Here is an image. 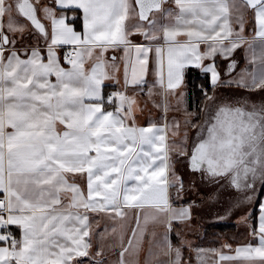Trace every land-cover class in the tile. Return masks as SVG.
Listing matches in <instances>:
<instances>
[{"label":"snow or ice","instance_id":"snow-or-ice-1","mask_svg":"<svg viewBox=\"0 0 264 264\" xmlns=\"http://www.w3.org/2000/svg\"><path fill=\"white\" fill-rule=\"evenodd\" d=\"M172 2L174 9L164 7L168 0H134L135 15L146 23L129 25L133 8L129 0H54L59 15L56 7L40 0H0V229L5 230L0 231V243L7 245L0 246V264H83L77 258L89 256L88 211L122 217L123 209L139 210L149 204L160 213L171 211L172 219L188 217V209L172 210L168 203L164 129L126 124L125 119H133L131 102L125 109L126 97L121 93L115 94L120 99L115 112L104 108L101 83L105 74L100 57L109 47L124 46L127 50L133 31L148 41H163L167 87L174 89L187 64L195 62L199 67L201 43L207 44L205 55L209 56L239 47L244 40L239 34L229 41L230 47L222 41L233 35L234 17L240 32L244 31L243 10L247 8L253 10L260 49L258 70L249 73L251 87L264 89V0ZM78 10L82 12L83 32L74 27ZM40 12L52 25L47 63L37 48L31 49L29 58L22 59L14 47V35H10L25 32L27 26L17 19L21 16L48 38ZM180 36L185 41L178 40ZM63 45L79 49L75 56H64L70 68L61 67L53 47ZM135 48L131 82L139 84L147 72V54L153 48ZM96 50L97 60L89 73L84 57H91ZM164 51V47H155L161 84ZM204 70L212 74L215 84V69L208 66ZM128 74L126 66V83ZM52 75L55 83L50 82ZM237 104H225L216 110L207 124L206 136H198L193 146L190 165L213 177L230 175L232 185L240 190L254 187L258 178L264 182V103ZM57 124L64 126L62 131L57 130ZM6 128L12 131L6 132ZM68 174H86V194L69 181ZM257 213L256 223L250 228L258 237V245L239 246L234 249L235 255H221V260L264 264V201L257 205ZM249 215L242 219L247 222ZM8 225H18L22 239L12 237L6 230ZM133 239L135 230L128 247L120 253V264H124V253L133 247ZM164 241V255H169L173 247L167 235ZM175 254V264H179L180 250L175 249Z\"/></svg>","mask_w":264,"mask_h":264},{"label":"crops","instance_id":"crops-1","mask_svg":"<svg viewBox=\"0 0 264 264\" xmlns=\"http://www.w3.org/2000/svg\"><path fill=\"white\" fill-rule=\"evenodd\" d=\"M40 2L56 7L57 15H59L60 10L57 5H54V0H40ZM129 3L133 5V8H130L128 24L133 25L138 23V18L134 11V0H129ZM164 7L174 9L175 5L172 0H168ZM66 14L73 15L69 12ZM14 15L16 14L14 13ZM80 15L82 18L81 11ZM243 15L244 31L240 32V26L235 22L234 17L232 23L233 35L222 41L224 45L230 47L229 41L235 39L236 35L239 34L244 37L239 47L231 52L218 50L209 56L205 55L208 51L207 44L201 43L198 50L201 57L199 67L196 66L195 62L187 64L183 70L181 82L174 89H168L167 87V51L163 41H148L141 33L133 31L128 37L131 43L128 45L127 50L124 46H120L118 48L109 47L103 52L100 59L103 61V73L105 74V78L101 83V96L105 101L104 108L115 112L120 104V99L115 94L121 93L126 97L125 109L128 108L129 102H131L133 119H125L126 124L145 128L154 125L164 129L166 159L169 165L165 173L169 178L168 203L172 210L188 209L189 215L185 219H172L171 211L160 213L149 204L139 210L123 209L125 215L122 217L115 216V213L111 212L88 211L90 230L89 237L86 239L91 244L88 250L89 256L77 258L83 264H120V253L123 248L128 247V240L132 239L133 230L136 231V239L132 240L133 247L124 253V264H175V249H179L181 253L179 264H235L234 261L220 259L221 255H235V231H229L224 236L222 233L212 234L211 228L220 223L235 224V221H233L235 219V208H238L237 206L241 203L244 194L239 196L241 193L239 190L238 196L235 195L237 189L232 185L230 175L222 181L221 177L225 176L213 177L203 170H193L190 165V155L198 136H206L207 124L220 106L225 104L234 107L239 106L237 101H248L249 104L254 103L257 105L264 103V89L252 88V77L249 75V73L258 70L260 54L258 38L255 36L256 25L253 10L245 8ZM75 16L77 15L75 14ZM155 16L159 19L158 13ZM39 18L49 33L48 38H45L31 25L30 21L21 16H17V19L27 26L25 32L23 35L19 32L10 35H14L16 40L14 47L22 59L29 58L31 49L37 48L40 50L41 56L44 57V62L47 63V50L48 45L51 43L52 25L51 21L44 18L43 12L39 13ZM77 31L83 32V20L82 28ZM221 36H223V33H221ZM177 39L181 42L185 41L183 36L177 37ZM136 45L151 46L153 48V51L147 54V72L143 76V82L139 84L131 82V66L136 62L137 56ZM157 46L165 48V51L161 54L164 60L163 84L159 83L160 78L156 71L155 47ZM7 47L11 48L12 46ZM53 47L61 67L70 68L71 65L62 57L63 52L65 49H69L75 56L76 51L79 49L75 45ZM219 47L220 45H217L218 49ZM97 51L99 50L94 51L91 57H84V68L89 73L97 60ZM126 66L129 69L127 83L125 82ZM208 66H212L218 74L215 84L212 80V74L204 70ZM190 69H197L202 74H207L213 86L208 92L200 114L190 108L187 85V73ZM242 76L245 82H241ZM49 79L51 83L56 82L55 75L50 76ZM109 97L112 98L111 102H109ZM121 116L124 117L125 112L122 111ZM63 127V125L57 124L58 131H62ZM202 129L205 130L203 133L201 132ZM5 131H12V129L6 128ZM170 142L174 143L175 150L178 153H183V163H176V169L178 165L175 175V177L178 176L176 179L177 186L176 183L171 184L172 177L168 159ZM68 179L70 182L78 184L85 194L87 193L86 174H68ZM181 182L182 187L180 186ZM263 183L259 184V192L253 199L254 205ZM174 188L179 189L178 199L173 196ZM198 188L203 196L198 197L194 194L198 191ZM0 195L3 196L2 193ZM187 195L189 197H186ZM239 197L240 199H238ZM192 198H194L193 202H196L195 207L189 205V199ZM261 201H264V194ZM65 203H67L66 200ZM79 211L84 213V209H79ZM137 222H139V227H137ZM177 225L179 227L200 226V230L179 235L175 229ZM12 227L17 234V239H22V229L18 225H12ZM113 228L116 229L115 232H113ZM165 235L168 236L173 247V251L169 255H164V251L167 250L164 241ZM249 243L254 246L259 243L258 237L251 235V231L248 232L247 244ZM177 244H180V246H177ZM0 246L6 245L0 243ZM237 246L241 245L237 244ZM97 252H100V255H96Z\"/></svg>","mask_w":264,"mask_h":264},{"label":"rangeland","instance_id":"rangeland-1","mask_svg":"<svg viewBox=\"0 0 264 264\" xmlns=\"http://www.w3.org/2000/svg\"><path fill=\"white\" fill-rule=\"evenodd\" d=\"M153 15H156V13H154ZM138 23H146V22H140L138 20ZM243 82H245L244 79H243ZM169 147H170V149L168 150V152H169V158L168 159H169V162H170V171H171V177H172L171 184H175L176 183V179L178 178V176L175 177L176 172L178 170V165H177V169H176V163L177 162L179 164L183 163V153L180 154V153H178L175 150V145H174L173 142H170ZM221 178H222V181H223L224 178L226 179V176L225 177H221ZM260 183H262V182L258 178L255 181L254 187L240 189L241 193H240L239 196H242L244 194V197L241 198V203L237 206L238 208H235V219H233V221H235V223L237 224L236 228L227 229L225 231H220L218 228H216L214 226H212V228H211L212 229L211 231H213V232H211L212 234L222 233V234H224V236L229 231H235V249L238 247L237 244H240L242 246V245L247 244V242H248V232L251 231L250 225H252V214L251 213H252V210L254 208V200L253 199L256 196V194H258V192H259L258 190L260 188V186H259ZM177 185H178V183H176V186ZM174 191H175V193H174ZM178 191H179L178 188H176V189L174 188L173 189V196L176 199H178V193H179ZM238 193H239V190L237 189V191H235V195L238 196ZM183 194H184V192H183ZM194 194L196 196H198V197H200V195L203 196V193L201 194V191L199 190V188H198L197 192H194ZM188 195L186 197H189ZM246 197H251V200L246 199ZM238 199H240V197ZM193 200H194V198L189 199V205L195 207L196 202H193ZM181 201H184V200H181ZM246 214H250L249 217H248L247 222H245V220L242 219V217H244ZM233 221H231V222H233ZM175 229L177 231V234L180 235V234H185V232H187V233L190 232L191 233L193 231H198V230H200V226L193 227V225H189V226H186V227H179V225H177V227ZM207 237L210 239L209 236H207ZM177 246H180V244H177ZM226 246L228 247V245H226ZM192 249H194V248H192Z\"/></svg>","mask_w":264,"mask_h":264},{"label":"trees","instance_id":"trees-1","mask_svg":"<svg viewBox=\"0 0 264 264\" xmlns=\"http://www.w3.org/2000/svg\"><path fill=\"white\" fill-rule=\"evenodd\" d=\"M75 14L77 15L76 16L77 19L74 21V26L76 27L77 30H80L82 28V18L80 15V10H78ZM187 85H188L189 98H190V108H192L195 111H198V114H200L203 104L205 100L207 99L208 92L213 87L212 84L210 83L209 76L207 74H202L197 69H190L187 73ZM263 194H264V183L260 190L256 204L254 205V208L251 213L252 214V225L256 223V218L258 215L257 205L261 202ZM214 227L218 228L220 231H225L227 229L236 228L237 224L236 223L235 224L220 223V224L214 225Z\"/></svg>","mask_w":264,"mask_h":264},{"label":"built area","instance_id":"built-area-1","mask_svg":"<svg viewBox=\"0 0 264 264\" xmlns=\"http://www.w3.org/2000/svg\"><path fill=\"white\" fill-rule=\"evenodd\" d=\"M66 53H71L73 55V53L69 49H65L64 52H63V59H64V56H65ZM2 198H3V196L0 195V199H2ZM6 215L7 214H5V218H6ZM6 230L9 231V232H11L12 237H14V238L17 239V234H16L15 230L13 229L12 225H8ZM0 231H5V230L4 229H0ZM1 244H3V243H1Z\"/></svg>","mask_w":264,"mask_h":264}]
</instances>
